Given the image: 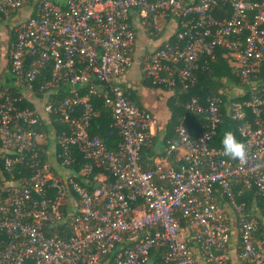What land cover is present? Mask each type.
<instances>
[{
	"label": "built area",
	"instance_id": "obj_1",
	"mask_svg": "<svg viewBox=\"0 0 264 264\" xmlns=\"http://www.w3.org/2000/svg\"><path fill=\"white\" fill-rule=\"evenodd\" d=\"M139 27L160 37L141 61L152 85L188 89L217 47L233 59L246 95L229 104L243 160L210 145L219 90L185 102L204 121L196 137L181 121L165 139L174 162L143 167L155 119L123 78ZM0 46L11 81L0 84V264H149L157 249L159 264H229L231 225L238 260L264 264L258 221L236 201L244 190L264 197L263 87L253 83L264 71V0H0ZM99 101L112 145L89 133Z\"/></svg>",
	"mask_w": 264,
	"mask_h": 264
},
{
	"label": "trees",
	"instance_id": "obj_2",
	"mask_svg": "<svg viewBox=\"0 0 264 264\" xmlns=\"http://www.w3.org/2000/svg\"><path fill=\"white\" fill-rule=\"evenodd\" d=\"M215 59L210 63L209 69L206 71H197L196 72V78L194 83L186 90L178 87H175L173 90V94L169 96L167 99V105L170 106L172 114L171 118L168 122V132L164 137V141L167 138L174 139L176 138V133H175V127L179 122H183V124L187 127V129L190 132V135L192 137H196L198 133L202 130V125L204 121V117L201 114H195L189 110H187L184 106L185 102L191 97V96H197L200 100L201 103H205V97L210 94H215L217 93V89H213V87L216 86H222L223 85V80L222 78H225V81L228 83H231L233 80H238L240 82V85L242 86V93L244 91L245 86L242 85L240 78L232 71L231 66H229L227 60L225 59L224 52L225 49L223 47H217L215 51ZM44 76L48 77L49 75V68H45L43 70ZM6 79L9 81V83L1 84L2 86L10 85V74L7 75ZM257 81L253 83H257L258 87H263V91L261 92V99L263 101L264 99V71H261ZM42 77H38L35 84V88L39 85V82ZM6 81V82H8ZM223 81V82H222ZM151 84V83H149ZM152 85V84H151ZM156 87H160L163 89H168V87L163 86V85H152ZM13 88V87H12ZM172 90V89H171ZM65 90L61 91V94L65 93ZM241 92L239 94H241ZM225 92L220 94V97L222 99V103L220 104V112H221V122L218 124L216 133L213 136L212 140L210 141V145H215V146H220L222 147L221 140L225 132H232L237 140L241 141V138L238 134L237 127L239 122L232 119L229 113V105L226 106L227 102V97H226ZM134 96V94H133ZM243 98H246L245 94L242 95H237L235 96L231 101H240ZM98 115L94 117L91 121L90 128H89V133L90 134H98L99 136L105 138L109 145H112L114 141L118 138V133L116 132V128L112 126V117L110 115V110L106 108L101 101L98 103ZM175 104V105H172ZM231 104V102H230ZM21 105H29L28 102H22ZM263 107V122H264V105L262 104ZM169 108V107H168ZM248 117H250L248 115ZM57 123V126L59 128H63L64 124L58 120H55ZM46 129H48L46 127ZM152 145L149 147H143L141 150V163L143 167L149 168L150 165L154 163L153 158L149 157L150 154H152ZM164 152V151H163ZM174 154V153H173ZM76 157L82 161L80 157V154L76 152ZM43 159H45V155L42 156ZM73 168H78V164L73 163ZM235 190L240 188L239 184L235 185ZM253 195L255 194L257 198L260 199L261 207L264 208V197L260 194H258L254 189L251 190H244L243 193H240L236 195V201L242 204V209L247 212V208L249 205L246 207L244 206L243 202H240L241 199L245 195ZM248 200V199H247ZM220 202H224V199L221 197ZM258 220V226L257 230L255 231V234L257 236H264V225L263 221L261 219ZM161 249H157V252H155L152 256L153 258L151 259L149 264H159L162 260V252H160Z\"/></svg>",
	"mask_w": 264,
	"mask_h": 264
},
{
	"label": "crops",
	"instance_id": "obj_3",
	"mask_svg": "<svg viewBox=\"0 0 264 264\" xmlns=\"http://www.w3.org/2000/svg\"><path fill=\"white\" fill-rule=\"evenodd\" d=\"M138 29L143 28H137ZM144 31V30H143ZM147 35V44L145 47V53H147L152 48L156 47L160 41L159 35H149L146 31H144ZM137 39V35H136ZM133 46V49L130 53L132 56L133 50L136 46ZM143 54V55H144ZM143 57V56H142ZM6 63V61H5ZM128 70V69H127ZM125 80V79H124ZM143 86H139L135 81H124V86L127 88L130 97L135 101L137 105L148 110L155 119V124L153 126V137H152V154H150V158L153 160L159 161L161 159H166L168 162H174L175 154L171 156H166L164 151V137L168 132V122L171 118L170 111L167 106V99L170 95L173 94L174 90L172 89H163L160 87L152 86L151 84L145 82L142 78L140 81ZM134 94V96H133ZM178 154V153H177ZM231 241L229 242V264H242L240 260L237 258V246H238V234L234 226L231 225ZM191 244V243H189ZM202 263V262H201Z\"/></svg>",
	"mask_w": 264,
	"mask_h": 264
},
{
	"label": "rangeland",
	"instance_id": "obj_4",
	"mask_svg": "<svg viewBox=\"0 0 264 264\" xmlns=\"http://www.w3.org/2000/svg\"><path fill=\"white\" fill-rule=\"evenodd\" d=\"M27 17V11L26 9H23L21 14L15 19V20H21ZM147 35L146 33L142 30V29H138L137 30V39H136V46L133 50L132 56H131V64L128 68V70L126 71V73L124 74V79L126 81H135L136 83L139 84V86H143L142 84H140L141 82V78H142V71H141V61H142V56L144 54V50L145 47L148 46L147 44ZM4 47L0 46V52L3 53L4 52ZM225 59L227 60L229 66L232 65L233 63V59L228 56L225 57ZM5 59L4 57H0V84H5V83H9V81L6 79V77H8L7 75L9 74V72L6 70L5 67ZM261 79V78H260ZM223 85L222 86H216L213 87V89H217V91L222 90L223 92L227 93L226 94V106H228L230 104V102H232L231 100L237 96V95H241L239 94L242 90V86L240 85V82L238 80H233L231 83H228L227 81H225V78H222ZM8 81V82H6ZM11 83V81H10ZM168 104V103H166ZM262 104L264 105V99L262 101ZM175 105V104H172ZM168 106V105H167ZM169 111H170V116L172 114L171 108L170 106H168ZM248 199V200H247ZM240 202L244 203V206H248L247 208V212L253 216L256 221H258L257 219H261L263 221V225H264V208L261 207V201L259 198L256 197L255 194L253 195H245L243 197V199L240 200Z\"/></svg>",
	"mask_w": 264,
	"mask_h": 264
},
{
	"label": "clouds",
	"instance_id": "obj_5",
	"mask_svg": "<svg viewBox=\"0 0 264 264\" xmlns=\"http://www.w3.org/2000/svg\"><path fill=\"white\" fill-rule=\"evenodd\" d=\"M221 144L224 155L232 159H244L246 152L245 145L241 141L237 140L232 132L229 131L224 133Z\"/></svg>",
	"mask_w": 264,
	"mask_h": 264
}]
</instances>
